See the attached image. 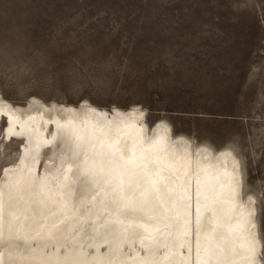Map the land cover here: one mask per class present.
Here are the masks:
<instances>
[{"label":"bare ground","instance_id":"1","mask_svg":"<svg viewBox=\"0 0 264 264\" xmlns=\"http://www.w3.org/2000/svg\"><path fill=\"white\" fill-rule=\"evenodd\" d=\"M145 115L0 90V134L23 139L1 172L0 264H264L238 155Z\"/></svg>","mask_w":264,"mask_h":264},{"label":"rangeland","instance_id":"2","mask_svg":"<svg viewBox=\"0 0 264 264\" xmlns=\"http://www.w3.org/2000/svg\"><path fill=\"white\" fill-rule=\"evenodd\" d=\"M0 90L22 105H139L150 126L232 149L264 261V0H0ZM3 130L0 178L23 147Z\"/></svg>","mask_w":264,"mask_h":264}]
</instances>
